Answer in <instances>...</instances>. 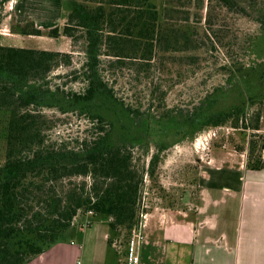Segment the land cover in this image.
<instances>
[{
  "label": "trees",
  "instance_id": "obj_1",
  "mask_svg": "<svg viewBox=\"0 0 264 264\" xmlns=\"http://www.w3.org/2000/svg\"><path fill=\"white\" fill-rule=\"evenodd\" d=\"M215 1L253 17L264 32V2ZM171 4L162 0L158 10L150 0H72L61 29L43 31L32 21L11 26L23 35L66 36L72 48L80 43L83 59L71 79L82 87L64 90L46 81L57 67L72 64L74 50L0 45V121L5 138L0 163V264L26 263L56 243L80 238L82 226L74 228V220L89 211L106 220L113 236L122 231L128 236L140 220L144 175L154 178L158 151L165 148L156 136L167 138L171 130L187 136L229 118L234 125L240 121L243 129H260V112L246 118L244 109L247 101L264 98V59L232 72L240 97L224 110L216 104L227 92L218 89L205 94L194 110L176 115H144L116 95L104 73L112 76L130 67L138 75L140 69L148 71L156 56L202 47L194 29L183 23L188 16L173 18L180 10ZM43 107L80 115L89 128L74 146L48 143V119L39 110ZM151 142L156 151L138 168L132 150L139 147L146 154ZM249 145L246 166L260 170L262 154L252 159L256 145L253 141Z\"/></svg>",
  "mask_w": 264,
  "mask_h": 264
},
{
  "label": "rangeland",
  "instance_id": "obj_2",
  "mask_svg": "<svg viewBox=\"0 0 264 264\" xmlns=\"http://www.w3.org/2000/svg\"><path fill=\"white\" fill-rule=\"evenodd\" d=\"M150 1L158 10L161 9L162 0ZM171 1V5L182 12L174 13L173 18L187 15V22H183L184 18L181 22L190 24L195 31L194 37L200 39L198 42H202V47L188 53L156 56L148 71L140 69L138 75L128 67L117 70L116 75L104 73L105 77L117 96L125 103L138 107L144 115H159L163 112L176 115L192 111L201 104L205 94L216 89L227 92L225 99L217 102L216 108L227 109L240 97V85L232 72L237 67L248 68L252 63L264 59V32L260 31L253 17L235 10H227L215 0ZM88 2L95 4V1ZM64 9L71 10L69 2H65ZM55 44L59 43H54V46ZM32 45L41 47L36 43ZM79 46L80 43L72 48L70 44L67 52L74 50L72 64L54 69L46 78L49 86L59 85L64 90L81 89L82 84L71 79V72L78 68L83 59ZM39 110L48 119V143L74 146L89 128L88 121L75 113H62L57 107H43ZM244 110L246 118L256 110L260 112L258 131L243 129L240 121L234 125L235 120L229 118L219 126L201 127L187 136H181L180 133L174 135L175 130H171L172 134L167 138L156 136L159 145L164 144L165 148L158 151L159 162L154 178L150 179L144 175L139 200V214L146 213L145 219L142 220H146L147 212L155 210L195 212L200 201L197 179L206 166L246 163L251 141L256 145L252 159L262 154L264 98L259 101H247ZM155 147L156 143L151 142L146 154L141 148L135 147L132 150L133 163L138 168L146 164L149 155L156 151ZM4 150V128L0 121V163L3 162ZM93 219L89 214L80 215L74 220L73 227L83 228L90 225ZM113 237L124 249L128 238L125 232L122 231ZM108 257L111 259V251L108 252Z\"/></svg>",
  "mask_w": 264,
  "mask_h": 264
},
{
  "label": "crops",
  "instance_id": "obj_3",
  "mask_svg": "<svg viewBox=\"0 0 264 264\" xmlns=\"http://www.w3.org/2000/svg\"><path fill=\"white\" fill-rule=\"evenodd\" d=\"M66 1L71 6L72 0H0V45L67 52L66 36L11 30L13 24L28 21L43 31L61 29L69 13ZM262 160L260 170L245 162L206 166L197 179L200 201L195 212H147L139 264H264V149ZM93 218L80 238L56 243L22 264H122L124 249L106 220Z\"/></svg>",
  "mask_w": 264,
  "mask_h": 264
},
{
  "label": "built area",
  "instance_id": "obj_4",
  "mask_svg": "<svg viewBox=\"0 0 264 264\" xmlns=\"http://www.w3.org/2000/svg\"><path fill=\"white\" fill-rule=\"evenodd\" d=\"M87 214L91 215V212H87ZM146 213L141 212L140 213V220L139 223L131 229L127 241L125 243L124 248V258L122 264H139V252L140 247L142 243L145 240L144 235V225L145 221L142 220L145 219ZM76 264H80L79 261H77Z\"/></svg>",
  "mask_w": 264,
  "mask_h": 264
}]
</instances>
